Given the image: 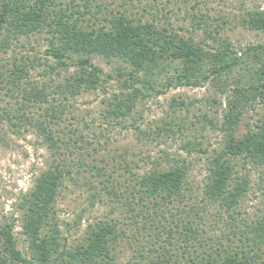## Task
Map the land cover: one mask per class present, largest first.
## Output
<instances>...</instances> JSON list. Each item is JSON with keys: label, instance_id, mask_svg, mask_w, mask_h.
<instances>
[{"label": "trees", "instance_id": "16d2710c", "mask_svg": "<svg viewBox=\"0 0 264 264\" xmlns=\"http://www.w3.org/2000/svg\"><path fill=\"white\" fill-rule=\"evenodd\" d=\"M95 1L0 0V125L8 124L15 134H21V127L34 125L32 109H44V119L35 125L55 155V162L42 172L19 203L25 236L22 247L15 234L16 224L0 222V264H117L120 223L100 222L88 229L81 242L69 244L63 241L56 210L58 196L79 181L78 174L85 165L79 161L74 174L72 163L63 158L61 148H67L71 141L76 145L77 139H67V133L59 130V122L72 97L98 91L111 78L105 77L104 68L93 62L96 58L109 64L122 63L116 73L127 89L115 95L107 112L115 119L131 115L137 100L144 96L139 85L154 90L158 84L170 89L211 82L226 95V108L218 126L224 134L223 146L210 158L201 209H205V202L219 203L229 212L240 205L250 186L249 178L239 175L240 161L264 173V114L255 128L243 135L238 133L247 108L264 104V45L238 49L225 33L230 19L210 17L202 10L188 18L191 28L202 30L207 40H198L189 30L181 33L184 29L175 27L173 10L161 2L141 0L139 12L128 6L106 7L103 14L93 11ZM134 1L131 0L133 4ZM235 22L247 30L264 32V9H246ZM37 35L46 38V55L54 60L44 69L41 81L32 74L41 61L37 57H19L16 52L23 39ZM11 51L10 61L5 57ZM74 66V74L65 75L62 82L55 81V74L70 73ZM244 71L247 77L242 75ZM6 98L9 102L4 107ZM11 100L16 101V113L8 107ZM157 130L155 138L175 134L168 124ZM169 157L162 150L150 169L131 174L132 181L126 178L125 186L113 175L108 178L113 186L104 185L108 193L125 198L132 212L131 224L142 223L138 232L149 230V251L139 253V259L129 264H264V216L247 224L241 234L229 236L227 245L204 248L195 219L181 218L178 209L174 213L173 203L182 199L187 189L189 167L187 161ZM164 159L170 163L168 167L162 165ZM98 175H106L103 168H99ZM167 213H171L172 221ZM158 215L168 225L159 219L169 243L163 241L159 248L158 242H153L163 236L155 222ZM178 237L186 239L180 247L182 257L173 249Z\"/></svg>", "mask_w": 264, "mask_h": 264}, {"label": "rangeland", "instance_id": "374dc122", "mask_svg": "<svg viewBox=\"0 0 264 264\" xmlns=\"http://www.w3.org/2000/svg\"><path fill=\"white\" fill-rule=\"evenodd\" d=\"M146 1L153 4L158 1L168 6L173 10L175 27L183 28L181 33L187 34L189 30L198 40L205 39V35L200 29L191 28L189 14L202 10L210 17L223 16L230 19L225 33L238 49H244L248 45H264V32L251 31L235 25V18L240 12L257 7L264 9V0ZM131 3V0H96L93 11H103L104 14L106 7L123 9L128 6L131 11L139 12L141 0ZM101 4L103 6H100ZM22 41L16 48L18 56L31 59L37 57L41 62L36 70H32V74L34 78L43 80L44 69L48 64L54 63V60L46 55V38L37 35ZM207 42L211 44L210 41ZM12 55L11 51L5 59L13 60ZM93 62L104 68L105 77L111 78H108L98 91L72 97L68 102L67 112L59 122V130L67 133V139H77L76 145L71 141L67 148H61L63 158L72 163L74 174L79 161L85 164L82 174H78L79 181L73 182L57 198L56 210L63 241L77 244L82 241L91 226L108 221L112 224L120 223L121 226L117 264H129L130 261L139 259V253L148 252L152 244L148 236L149 230L138 232L137 229L142 227V223L131 224L132 218L129 216L131 217L132 212L125 198L108 193L104 185L109 188L113 186V183L108 181L113 175L121 186H125V179L130 178L131 174L139 175L150 169L162 150L168 152L170 159L187 161V189L184 191V197L173 203L174 213L178 209L181 210V218L195 219L200 230L199 239L204 242V248L227 245L229 236L233 238L234 233L241 234L247 224L264 216V173L242 161L238 167L239 175L247 176L250 186L240 205L230 212L219 203L205 202V209L200 208L204 198L203 189L209 175L210 158L223 146L224 134L218 126L226 108V95L219 91L220 87L208 82L199 87L164 89L158 84L154 86V90H147L139 85L144 91V96L137 100L131 115L115 119L107 116V112L110 108L109 102H114L115 95L127 89L118 80L116 73L117 66L122 63L109 64L101 58H96ZM251 65L255 67L254 64ZM75 68L72 67L70 73L61 72L62 76L55 74V81L62 82L65 75L75 73ZM242 75L247 77L248 74L244 71ZM8 102L9 98H6L4 107ZM8 107L16 113V101L11 100ZM44 113V109L33 108L31 117L34 125L21 127V134H15L8 124L0 125V222L16 224L15 234L21 247L22 243H25L19 208L21 198L34 187L42 172L55 162L54 150L45 144L44 136L35 125L36 121L44 119ZM263 114V103L249 106L240 123L239 135L255 128ZM164 124L172 126L175 134L155 138L157 128ZM188 142L193 144L186 148ZM162 165L168 167L170 163L164 159ZM99 168H103L106 175L99 176ZM129 180L132 181L131 178ZM137 208L141 209L142 206ZM196 210L200 213L197 214ZM150 211L153 213L154 210ZM167 215L169 221H172L171 213ZM159 219L168 227L166 220L158 215L155 222L161 228L163 236L160 240H153L158 242L157 248L161 247L163 241L169 245L166 239L168 234ZM183 241H186L184 237H178L173 247L174 252L180 256L183 253L180 248L184 245Z\"/></svg>", "mask_w": 264, "mask_h": 264}]
</instances>
